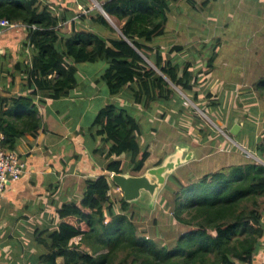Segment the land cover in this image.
<instances>
[{
  "label": "trees",
  "instance_id": "trees-1",
  "mask_svg": "<svg viewBox=\"0 0 264 264\" xmlns=\"http://www.w3.org/2000/svg\"><path fill=\"white\" fill-rule=\"evenodd\" d=\"M99 1L120 27L114 39L80 30L66 14L68 11L62 16L54 15L40 0H0V19L36 26L28 31V44L34 50L29 81L33 89L52 91V98H60L77 85L78 65L100 60L108 63L102 80L111 96L124 91L129 98L125 103L130 105L110 104L99 111L94 121L108 146L107 156L116 158L108 164L107 171L141 174L151 147L138 140L141 125L133 115L135 110H149L154 103L171 101L174 91L167 80L179 90L192 93L193 102L199 104L195 88L203 82L194 74L192 63L166 60L159 50L148 45L165 34L171 4L179 0ZM95 22L110 29L101 14ZM65 24L67 34L62 33ZM218 47L214 46L207 61L208 70L214 69ZM182 50L175 46L169 53ZM53 73L58 77L50 80ZM256 88L264 91V79ZM35 94L37 91H32L31 96ZM7 102L0 96V130L5 135L4 147L13 150L17 135L5 128ZM14 104L18 110L28 111L32 99L20 98ZM37 128L36 124L34 130ZM260 149L262 155L264 147ZM169 182L178 187L170 203L171 216L187 228L173 248L159 247L138 236L127 212L139 207L128 203L122 192L120 199H112L110 191L118 187L102 174L87 184L82 200L62 206L56 230L41 232V237L47 234V239H39L47 254L38 264H59V259L62 264H254L264 238L263 164L233 165L186 184L173 174ZM166 188L169 190V185ZM76 238L79 243L74 246Z\"/></svg>",
  "mask_w": 264,
  "mask_h": 264
},
{
  "label": "rangeland",
  "instance_id": "rangeland-1",
  "mask_svg": "<svg viewBox=\"0 0 264 264\" xmlns=\"http://www.w3.org/2000/svg\"><path fill=\"white\" fill-rule=\"evenodd\" d=\"M54 1L56 3L50 7L54 13L67 9L80 16L87 15L83 12L89 10L96 16L101 14L99 0H78L87 3L81 8L75 5L76 0ZM228 3V0H217L209 6L211 13L201 14L192 12L185 0L178 6L172 3L165 34L148 44L152 49L159 50L166 60L192 63L194 74L203 82L202 86L195 88L199 93V104L193 102L192 93L179 90L167 80L174 91L171 101L154 103L149 110L136 109L133 114L141 125L139 142L143 146L146 142L151 144L152 157L146 168L158 165L178 144L190 145L193 159L174 172L185 184L233 165L252 162L264 165V156L259 153L260 147H264V91L256 88L264 79V16L253 19L252 16H244L243 12L236 15L233 13L235 7ZM82 22L80 28L86 24V21ZM109 23L110 29L102 24L94 25V32L100 36L107 31L120 32L114 19L110 18ZM86 25L92 26L89 21ZM68 32L69 28L65 25L62 33ZM215 45H219L218 57L214 69L208 70L207 61ZM175 46L183 47V50L169 53ZM103 63L106 61L100 60L96 65ZM236 124L242 126L237 136L231 134ZM250 146L253 147L251 150ZM177 189L175 182L168 181L158 194L152 210L144 206L143 209L127 212L138 229L139 237H146L159 247L171 249L176 245L181 234L187 230L171 216L170 203ZM110 195L118 200L121 191L113 188ZM161 198H164L163 203ZM141 203L148 204V197L142 198ZM117 211L120 212L118 205ZM72 243L76 246L79 238ZM58 263L62 264L63 260L59 259Z\"/></svg>",
  "mask_w": 264,
  "mask_h": 264
},
{
  "label": "crops",
  "instance_id": "crops-1",
  "mask_svg": "<svg viewBox=\"0 0 264 264\" xmlns=\"http://www.w3.org/2000/svg\"><path fill=\"white\" fill-rule=\"evenodd\" d=\"M40 1L49 7L56 3L54 0ZM181 1L174 3V6ZM185 1L195 14L211 13L209 6L217 3V0H194L193 4L190 0ZM228 2L235 7L233 13L236 15L243 12L244 16H252L253 19L264 16V8H252L264 7V0ZM83 4L87 3L76 0L75 5L79 8ZM64 11L68 10L53 13L62 16ZM83 13L87 15H77L74 10L66 14L78 27L83 24L82 20L86 24L91 22L92 26L84 24V28L79 27L80 30L96 31L94 25L99 24L95 22L97 16L92 10ZM28 33L13 31L0 38V96L8 100L5 105V128L17 135L16 146L9 151L17 153L27 164L21 179L9 183L0 196V264L43 262L47 250L39 239H47V234L42 237L40 234L58 228L60 221L57 213L62 206L82 200L87 184L100 175L106 174L110 181L114 173H108L107 166L116 158L107 156L108 146L98 134L99 129L94 126V121L99 111L110 104L121 107L130 105L125 103V99L129 98L124 91L117 96L110 95L102 80L107 62L101 66L96 65L97 62L78 65L77 85L60 98H52L50 90L33 89L29 70L34 50L28 44ZM101 37L114 39L116 33L107 31ZM57 77L53 73L49 79ZM32 91H37V94L31 96ZM28 97L32 99L30 111L18 110L14 102ZM36 124L38 128L34 130ZM252 148L250 146L249 150ZM151 157L150 151L147 162ZM254 264H264V238L254 257Z\"/></svg>",
  "mask_w": 264,
  "mask_h": 264
},
{
  "label": "water",
  "instance_id": "water-1",
  "mask_svg": "<svg viewBox=\"0 0 264 264\" xmlns=\"http://www.w3.org/2000/svg\"><path fill=\"white\" fill-rule=\"evenodd\" d=\"M103 17L110 22L102 5H98ZM120 33V32H119ZM241 125L236 124L231 129V134L237 136ZM189 144H178L172 153L166 155L159 165L146 169L143 173L132 175L131 172L112 174V181L122 192L124 199L137 207H147L152 210L158 194L162 192L171 175L185 163L192 160L194 152ZM148 197V204L141 203L142 198ZM145 206V207H144Z\"/></svg>",
  "mask_w": 264,
  "mask_h": 264
},
{
  "label": "built area",
  "instance_id": "built-area-1",
  "mask_svg": "<svg viewBox=\"0 0 264 264\" xmlns=\"http://www.w3.org/2000/svg\"><path fill=\"white\" fill-rule=\"evenodd\" d=\"M30 29H36V26L0 19V38L9 35L13 31H29ZM4 142L5 135L0 130V196L3 195L9 183L21 179L27 166L26 162L17 153L4 147Z\"/></svg>",
  "mask_w": 264,
  "mask_h": 264
}]
</instances>
